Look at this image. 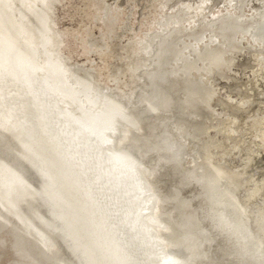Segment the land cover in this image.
<instances>
[{
    "label": "rangeland",
    "instance_id": "374dc122",
    "mask_svg": "<svg viewBox=\"0 0 264 264\" xmlns=\"http://www.w3.org/2000/svg\"><path fill=\"white\" fill-rule=\"evenodd\" d=\"M5 2L39 67L46 66L51 53L86 108L99 112L108 98L121 106L122 117L114 114L104 125L105 148L123 151L143 185V220L156 241V262L149 264L164 257L171 264H264V212L261 225L257 220L264 188L255 199L245 200L254 186L247 178L264 181V148L252 144L254 160L237 180L236 200L245 205L240 219L247 230L236 228L230 206H216L209 189V163L243 171L241 158L250 144L231 136L246 137V115L264 110V37L255 35L264 25V0ZM37 14L43 16L44 34ZM227 17L237 22L234 29L222 24ZM208 52L222 54L221 63L205 58ZM188 62L193 65L186 70ZM84 75L91 85L80 84ZM182 78L186 84L177 88ZM54 93L76 112L73 102ZM222 121H229L225 132H211L224 147L209 146L208 157L201 146H208L210 137L198 127ZM20 133L13 122H0V264H84L55 213L47 179L32 173L38 174L39 167L29 151L25 156L19 152L25 151ZM218 187H228L223 174Z\"/></svg>",
    "mask_w": 264,
    "mask_h": 264
},
{
    "label": "bare ground",
    "instance_id": "6f19581e",
    "mask_svg": "<svg viewBox=\"0 0 264 264\" xmlns=\"http://www.w3.org/2000/svg\"><path fill=\"white\" fill-rule=\"evenodd\" d=\"M4 6H6L5 0H0V122L11 121L21 129L19 135L25 151L19 148V152L21 156L30 152L32 161L39 167L38 174L34 173L33 169L32 173L44 174L47 179L48 184L45 188L53 198L55 213L63 219L67 232L75 241V247L81 251L85 259L84 264H149L152 261L156 262L152 255L155 249L153 248L155 244L152 246L154 238L146 228L141 210L144 204L142 201L143 185L140 179L136 180L135 172L131 168L133 166L130 165L123 151L105 148L106 143L109 142L103 130L104 125H109L110 117L114 114L122 117L119 113L121 106L108 98L99 112L86 108L78 96L80 92L78 93L67 84L61 67L52 60L51 53L50 55L46 53L49 59L45 67L37 65L33 58L34 50L32 51L30 46L22 40L21 27L16 29L13 26L10 13L5 10ZM36 23L44 34L47 30L42 15H36ZM222 24L224 27L227 26V29H234L237 22L234 18L227 17ZM255 35L264 37V25H259ZM43 41L45 43L46 39L44 38ZM221 55L219 52H208L205 58L221 63ZM191 65L193 63L188 62L185 69L188 70ZM41 70L45 72L43 75L38 73ZM157 76L162 78L160 74ZM89 77L88 75L82 76L80 84L91 85ZM50 79L56 81L58 85L55 86L49 81ZM183 84H186L184 78L180 80L177 88H181ZM189 89L190 87H186L187 91H190ZM55 90L73 102L76 112L63 105L54 93ZM223 105L233 107V105ZM203 115L205 116L206 113ZM28 118L31 119L32 126L27 124ZM228 124L229 121H222L218 126L210 124L211 126L198 127L200 132L210 137L209 145L202 144L201 146L205 152L204 155L210 154L209 146L224 147V141H213L211 130L224 133ZM244 128L249 130L246 137L231 136L233 140L240 143L248 139L250 144L245 148L246 157L241 158L243 171L237 172V169L226 171L220 166L213 165V162L209 163L212 169V174L209 175V189L213 203L216 206H230L231 219L236 221L235 226L238 230H247L248 226L240 219L245 205H239L236 200V189L239 188L237 180L239 175L246 174L245 169L254 160L252 144L258 143L261 148H264V110L258 109L254 116L246 115ZM109 129L110 127L106 130ZM17 160L23 163L24 159L19 157ZM2 169L7 168L4 166ZM221 174L228 179V187L223 189L218 187ZM254 178V176L247 178L249 179L247 182L254 180V186H250L245 196L246 202L255 199L264 188V181L262 183ZM263 203L264 200L258 204L259 225L263 218ZM259 225L256 226L259 227ZM247 238L249 239V235ZM172 261L171 258L164 257L157 264H171Z\"/></svg>",
    "mask_w": 264,
    "mask_h": 264
}]
</instances>
